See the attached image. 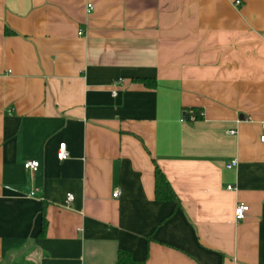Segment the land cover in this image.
Wrapping results in <instances>:
<instances>
[{"label":"crops","instance_id":"1","mask_svg":"<svg viewBox=\"0 0 264 264\" xmlns=\"http://www.w3.org/2000/svg\"><path fill=\"white\" fill-rule=\"evenodd\" d=\"M261 122L264 0H0V264H264Z\"/></svg>","mask_w":264,"mask_h":264},{"label":"trees","instance_id":"2","mask_svg":"<svg viewBox=\"0 0 264 264\" xmlns=\"http://www.w3.org/2000/svg\"><path fill=\"white\" fill-rule=\"evenodd\" d=\"M8 32L9 31H6V33ZM141 81L145 86H148V87L155 86L154 80L143 79ZM189 114L194 115V120L200 119L202 117V112L200 110H197L196 108H191L188 111H186L185 117ZM154 185H155L154 195H155L156 200L158 201L169 200V201L177 202L176 196L173 193L169 183L167 182L165 176L163 175V173L160 171V169L157 166H155L154 168ZM42 229H44V219H43ZM115 264H143V261L133 259L127 250L119 249L117 251Z\"/></svg>","mask_w":264,"mask_h":264},{"label":"built area","instance_id":"3","mask_svg":"<svg viewBox=\"0 0 264 264\" xmlns=\"http://www.w3.org/2000/svg\"><path fill=\"white\" fill-rule=\"evenodd\" d=\"M239 1H235V5H238ZM79 35L82 34V31H79L78 33ZM191 120H194V115H191L190 117ZM260 136H259V141L264 143V122L260 123ZM227 133L229 135H233L236 132L234 130H229L227 131ZM56 158L58 161H63L66 160L68 158V152L65 146V143H60L58 145V150L56 152ZM236 165V161H232L230 164L226 165V168H231L233 166ZM39 163L38 161L35 160H28L25 161L23 163V168L31 173H34L37 169H38ZM228 189H230L231 187H227ZM120 192L118 189H115L112 193V197L113 198H117L119 196ZM34 193L30 192L29 196H33ZM73 200V195L72 194H67L66 195V203L67 205ZM248 211V206L242 203L237 204L234 207L233 210V216H234V220L235 222H238L240 220H242L245 217L246 212Z\"/></svg>","mask_w":264,"mask_h":264}]
</instances>
